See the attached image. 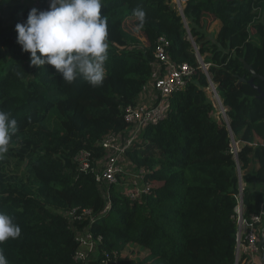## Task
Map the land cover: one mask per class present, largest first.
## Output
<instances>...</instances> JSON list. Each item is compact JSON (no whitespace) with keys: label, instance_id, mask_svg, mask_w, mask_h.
Returning a JSON list of instances; mask_svg holds the SVG:
<instances>
[{"label":"trees","instance_id":"1","mask_svg":"<svg viewBox=\"0 0 264 264\" xmlns=\"http://www.w3.org/2000/svg\"><path fill=\"white\" fill-rule=\"evenodd\" d=\"M103 5L104 81L116 89L101 93L82 78L63 81L51 65H30L14 30L29 8L0 0V110L17 123L0 159V212L21 228L18 238L0 244L8 264H75L76 232L86 227L102 237L101 250L118 254V264H233L239 174L245 216L264 209V97L243 68L245 62L264 77V0H187L181 11L173 0ZM138 8L145 12L143 27L134 15ZM37 9H45V0ZM206 17L218 23L213 39ZM128 23L139 34L128 31ZM160 35L169 42L171 62L188 64L193 75L166 100V118L145 127L126 154L124 166L145 171L151 185L132 202L121 187L100 188L92 173H79L74 157L86 150L102 158L98 143L126 128L122 109L135 105L149 82ZM209 81L227 123L213 116ZM252 83L264 93L262 79ZM232 137L240 142L238 164ZM118 180L127 184L129 177ZM72 209H90L93 222L67 220L64 212Z\"/></svg>","mask_w":264,"mask_h":264},{"label":"built area","instance_id":"2","mask_svg":"<svg viewBox=\"0 0 264 264\" xmlns=\"http://www.w3.org/2000/svg\"><path fill=\"white\" fill-rule=\"evenodd\" d=\"M49 3L50 0H45L46 8L49 7ZM175 4L181 11L179 0H175ZM168 49V40L163 35L158 36L153 50L155 64L152 67L149 82L144 86L136 104L122 109L126 128L121 133H111L104 136L98 143V147L104 152L103 157L96 158L92 152L86 150L80 151L74 157L79 173H92L100 188L109 185L121 187L132 202L147 196L151 191V185L147 183L145 171H135L132 168L130 170L124 166L126 154L138 140L139 134L145 127L156 126L166 118L164 107L166 100L171 95L183 91L193 75V69L188 64L171 62L168 57ZM198 61L201 63L199 58ZM202 68L206 73V66L202 65ZM148 84H150L149 92ZM207 89H211L219 98L212 83ZM222 109V113L225 115V110ZM239 146L240 142H236L232 137L230 153L236 164H238ZM118 176L129 177V182L127 184L120 183ZM106 194L107 192L104 193V195ZM235 201L232 217L235 225L233 264H264V209L260 207L256 213L249 215V217L245 216L241 180ZM108 208L109 205L105 207L103 213ZM64 217L67 220H88L89 224L94 220V215L90 209L65 211ZM75 241L78 244V249L72 257L75 264H118V254L101 250L99 247L102 237L93 235L88 227L76 232Z\"/></svg>","mask_w":264,"mask_h":264},{"label":"clouds","instance_id":"3","mask_svg":"<svg viewBox=\"0 0 264 264\" xmlns=\"http://www.w3.org/2000/svg\"><path fill=\"white\" fill-rule=\"evenodd\" d=\"M103 6V0H50L47 10L32 8L26 20L15 25L16 43L29 53L30 65H51L69 84L82 78L92 87L101 86L109 48ZM133 11L143 27L145 12L139 8ZM16 132V120L0 110V159L8 152ZM20 234L14 218L0 212V244ZM0 264H8L3 248Z\"/></svg>","mask_w":264,"mask_h":264},{"label":"rangeland","instance_id":"4","mask_svg":"<svg viewBox=\"0 0 264 264\" xmlns=\"http://www.w3.org/2000/svg\"><path fill=\"white\" fill-rule=\"evenodd\" d=\"M34 8V6H29V9H32ZM181 8H182V4H181ZM205 20V32L208 36V38L210 39H213V35L215 33V29H216V24L217 22L216 21H212L211 17H206ZM126 29L130 32H132L133 34H139V32H137L130 23L126 24ZM141 41L143 43H145V40L143 38H141ZM148 87V92L150 91V84L147 85ZM110 89H116V83L114 82H110V80H106L104 81V83L99 86V91L101 93H104V92H107L109 91ZM206 93V97L209 101H211V103L213 104L214 108L216 109V112L214 113V118L218 121V122H224V123H227V118L226 116L222 113V104H221V101L219 100V98H217L215 96V94L212 92L211 89H207L205 91ZM240 147V146H239ZM120 191V190H119ZM124 191V190H123Z\"/></svg>","mask_w":264,"mask_h":264},{"label":"water","instance_id":"5","mask_svg":"<svg viewBox=\"0 0 264 264\" xmlns=\"http://www.w3.org/2000/svg\"><path fill=\"white\" fill-rule=\"evenodd\" d=\"M243 68H244V70H246V71L251 75L250 79L248 80V84L251 85L252 87H254V88L258 91V93H259V97H260V98H261V97H264V93L261 92L259 88L255 87V86L253 85V83H252L253 79H254V78H257V77L260 78V79H262V80L264 81V77H261V76L257 75V74L254 72V70L252 69V67H251L250 65L246 64L245 62H243ZM238 81H239V82H244L245 80H244V78H240ZM209 82H210V81H209ZM210 83H211V82H210ZM263 145H264V143H263ZM237 171H238V174H239V166H237ZM240 180H241V178H240V176H239V181H240Z\"/></svg>","mask_w":264,"mask_h":264},{"label":"crops","instance_id":"6","mask_svg":"<svg viewBox=\"0 0 264 264\" xmlns=\"http://www.w3.org/2000/svg\"><path fill=\"white\" fill-rule=\"evenodd\" d=\"M22 4H24L27 8H29V6H34V8H38L41 4L43 0H19ZM187 0H179V4L182 7L184 6L185 2ZM173 2L175 3V0H173ZM48 8L45 7V9L43 10H47ZM30 10V9H29ZM218 23L216 24L217 27ZM151 95V94H150ZM152 96V95H151Z\"/></svg>","mask_w":264,"mask_h":264}]
</instances>
